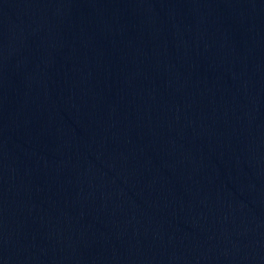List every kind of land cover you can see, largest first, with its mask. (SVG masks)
<instances>
[{
  "label": "water",
  "instance_id": "obj_1",
  "mask_svg": "<svg viewBox=\"0 0 264 264\" xmlns=\"http://www.w3.org/2000/svg\"><path fill=\"white\" fill-rule=\"evenodd\" d=\"M0 264H264V0H0Z\"/></svg>",
  "mask_w": 264,
  "mask_h": 264
}]
</instances>
